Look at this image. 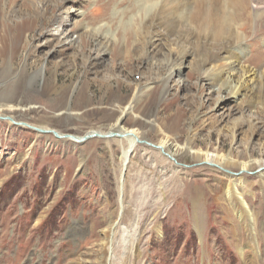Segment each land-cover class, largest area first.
I'll return each mask as SVG.
<instances>
[{
  "label": "rangeland",
  "instance_id": "rangeland-1",
  "mask_svg": "<svg viewBox=\"0 0 264 264\" xmlns=\"http://www.w3.org/2000/svg\"><path fill=\"white\" fill-rule=\"evenodd\" d=\"M246 1L241 22L247 29L240 31L242 41L232 55L240 52L242 64L259 72L263 91L229 100L223 109L193 57L180 75L173 74L170 92L162 98L168 64L161 55L150 59L136 50L149 47L148 28L163 32L174 24L169 41L185 36L180 43L196 54L214 43L213 54L220 45L198 27L185 35L187 22L167 18L162 28L158 21L150 28L139 0H0V104L17 106L0 114L66 134L108 132L120 116L114 107L129 105L136 85L155 80L152 92L137 104L141 117L129 114L126 127L141 128L155 144L161 135L148 118H156L181 145L197 130L196 151L212 154L220 148L264 161V8L258 16ZM95 26L114 37L109 50L100 52L95 37H78ZM96 58L100 66L91 65ZM62 59L56 90L44 93L43 77L33 73L46 65L50 76L54 62ZM74 106L78 112L71 114ZM237 121L243 132L235 142L220 129ZM113 140L74 144L0 119V264H105L109 255L111 264H264V176L258 171L219 170L185 151L177 157L179 165L140 143L129 154L121 207L123 150ZM232 174H243V181H232ZM229 183L238 198L227 195Z\"/></svg>",
  "mask_w": 264,
  "mask_h": 264
},
{
  "label": "bare ground",
  "instance_id": "bare-ground-1",
  "mask_svg": "<svg viewBox=\"0 0 264 264\" xmlns=\"http://www.w3.org/2000/svg\"><path fill=\"white\" fill-rule=\"evenodd\" d=\"M250 1H252L251 4H253V10L256 13H258L259 16L263 12L264 1L262 0H250ZM139 2H140V10L144 12L145 19L147 18L150 20V24H149L150 28L152 24L153 26L157 25L154 24V21H158L159 25L157 26H159V28L160 27L162 28V26L166 23L165 19L167 18L168 20L177 19V22H187L188 27L185 32V35H190V34L192 35L191 32L192 29L198 27L204 33L207 34L206 36L209 37V39L220 45L219 48L216 49V52H214L213 54H211L210 51H212V49H214L213 47L216 46L214 43H210L212 45L211 47L212 49L208 50V52L202 51L201 53L196 54V52L190 46L188 45L185 46L181 44L186 42L185 36H183L180 39L178 38L179 41L177 39H175L177 40L175 42L169 41L170 38L169 32H171V30H169V27L171 26L172 28L176 27L174 26V24L168 26L166 25L167 29L163 28L164 29L163 32H159L160 30L158 31L157 29L151 30L148 28L146 30L145 37L150 35V38H148L150 40L147 41L149 42V47L145 49V46H143L136 50L138 53L140 52V54L143 55L146 53V56L150 59H156L157 55H161V57H163L166 63L168 64L169 72L163 81L164 89L161 95L162 98L166 97L167 94L170 92V88H171L170 80L172 79L173 74L176 73V76L180 75L179 72H181L186 66V61L192 57H193L192 59L194 60L193 65L195 68L199 69L202 80L207 82L210 85V87L214 88L215 91L217 92L216 94H218L219 96V105L223 109L227 106L226 103L229 100H232L233 102H240L244 97L252 96L253 93L258 94L259 92L263 91L262 87L259 84V81L261 80L259 72L253 68L246 67L242 64L243 57L242 55H240V52H237L234 55H232L233 52L237 51L234 49L238 47V44L242 41L243 34L240 31L244 32L247 29V24L242 23L243 22L242 20L243 18L246 17L248 10L246 0H139ZM184 8L186 9V11L188 8L191 10L190 15L186 14V12L184 13ZM79 15H80L79 9H76L74 16L77 18ZM62 21L61 18H59L57 19L56 23L60 25V22ZM102 28L104 27L95 26L94 28H92L91 32L85 31L86 28H84V32L83 33L80 32V34H78V37L81 36V34H86V37L88 36L95 37L97 38L98 50L100 52L104 50L107 51L110 49V46H112V43L115 40H113L114 39L113 36H112L113 39H111L112 37L110 38V35L108 37L109 34L108 30L102 33L103 30ZM52 34L53 33H51V35ZM70 38H71V42L75 40L72 37ZM163 39L166 41L163 44L164 48L160 47L161 49L159 50V53H157L159 49L158 45ZM84 42L86 43V41ZM82 46L84 47L85 45ZM156 49L157 51H155ZM82 51H85V49L82 48ZM159 60L160 58L157 61L159 62ZM90 63L92 66H97V64L100 66V64L97 63V58L90 61ZM46 67L47 66L45 65L42 67V69H39L37 72H34L33 76H35L36 78L43 77L44 82L42 85V91L44 93L49 94L56 90L57 87L56 80L58 78V73L59 70L64 69L65 59L54 62V67L50 71V76H48L46 73ZM105 83H108L109 85L111 84L110 80L108 79ZM155 83H156L155 80L148 79L146 84L145 83L143 84L144 85L143 87L139 88L138 85H136L134 88L135 92H133L134 98L132 97L134 99L133 102L130 103L129 105L127 104V106L125 107L120 106V104L114 107L119 111L120 116L113 124H111L108 127L109 132L119 133L121 135V136L112 137V140L116 139L118 141V143L122 147L121 149L123 150L121 157H119L121 158V160L119 159V161H121V169H120V177L118 179V194H119L118 199L121 207H124V202H125L126 171L128 169L129 163L131 162L129 154L133 149L137 147L138 144H140L139 141L143 140L146 141V143L150 142L147 140V137L144 136V130H141V128L139 127L137 128V126L126 127L123 123V120L129 114H135L136 116L141 117L140 114L136 113V108L138 106L137 104L139 103L140 100H142V98L145 96L146 93L150 94L152 92ZM84 92L85 90L82 89L79 96L80 95L82 96ZM262 104H264V96L262 98ZM16 107H17L16 105L0 104V112H4L5 109L14 110ZM76 109L77 106L72 107V111H70V113L76 114L78 112ZM5 116L10 117L12 118V120L16 121L11 115L2 114V113L0 114V117H5ZM172 117H174V115H172ZM176 118L179 117L177 116ZM12 120L11 121L8 120L11 127L15 125V122H13ZM158 121L156 120V118L153 119L148 118V123L151 124L150 127L161 135L160 141L155 143V146L158 147L155 149L160 151V153L162 152L164 155L166 154L176 159L177 162L180 161L177 158L180 151H185V153H193L195 158L198 159L200 162H204V163L210 162V164L213 165V167L215 166L214 168L219 170L220 169L230 170L236 168L235 170H240L239 172L241 173H244L245 171L246 172L258 171L261 174V176H264V161L256 160V159L247 160L245 159L244 153H241L240 155H235L233 150H231L230 153H226L225 150H221L220 148L216 149L217 150L215 151L216 153L213 152L212 154H209L210 152L207 153V151L206 152H203L201 150L196 151L193 149L194 148L193 145L195 144L194 140L196 139L197 130H193L190 139L185 144L181 145L178 142V140L172 136L174 134L171 133L172 134L171 135L170 133H168L167 130ZM16 122H20V121H16ZM22 123L25 124L28 122H22ZM30 125L36 126L34 124H30ZM170 125L169 127H171ZM21 126L27 127L25 125H21ZM255 126H256L255 122H251V128L252 127L254 128ZM38 127L48 129L42 126H38ZM242 129L243 128L241 122L237 121L231 126L223 127V129H220V131L223 132L227 131L230 135L233 136V140L237 142L238 138L242 135L243 132ZM93 131H97V130H92L87 133H91ZM98 132L102 134L106 133L100 130H98ZM60 134L63 135L64 133L60 132ZM73 135L74 136H68V137L61 136L60 139H62L63 141L65 140V142L71 141L74 144H78L79 141L77 142L74 139L75 138L79 139L81 137L75 134ZM95 138L97 139L100 137H95ZM106 139L109 140L111 138H106ZM238 175L239 174L236 175L232 174L230 178H234V180L232 179V181L236 182L237 180H239V182H242L243 174L239 176ZM235 191H236L235 186L232 185V183H229L228 186L226 187V193L231 199H233V196L234 197L236 196ZM236 198H238V196H236ZM110 231L113 233L112 229H110ZM110 231L107 235V243H106V248H109V251L111 250L110 241L112 242V239H110L112 233ZM111 260H112V256L109 255L108 262L106 261L105 264H111L109 263L112 262Z\"/></svg>",
  "mask_w": 264,
  "mask_h": 264
},
{
  "label": "water",
  "instance_id": "water-1",
  "mask_svg": "<svg viewBox=\"0 0 264 264\" xmlns=\"http://www.w3.org/2000/svg\"><path fill=\"white\" fill-rule=\"evenodd\" d=\"M0 119H6V120H12V118H10V117H7V116H5V117H0ZM13 122H15V124H18V125H25V126H27L28 128H31V129H34V130H36L37 132H41V133H52L54 136H56L57 138H61V136H74L73 134H66V133H64L63 135H61L60 134V132H58V131H56V130H54V129H44V128H41V127H38V126H33V125H30V124H28V123H25V124H23L22 122H16V121H14V120H12ZM115 136H121L119 133H111V132H106L105 134H102V133H99L98 131H93V132H91V133H87V134H85V135H83V136H80L81 138H79V139H74L75 141H79V143H83V142H85V141H87V140H89L90 138H95V137H100V138H112V137H115ZM140 143H146V141H139ZM146 144H148V145H150V146H153V147H155V148H158L157 146H155V144H153V143H150V142H148V143H146ZM166 155V154H165ZM166 156H168V158H170V159H172L175 163H177V164H179V165H181V163H179V162H177L176 161V159H174V158H172V157H170L169 155H166Z\"/></svg>",
  "mask_w": 264,
  "mask_h": 264
}]
</instances>
